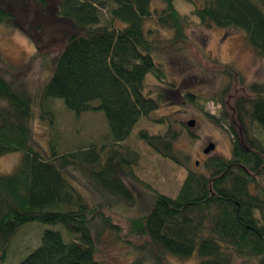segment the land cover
<instances>
[{
    "label": "trees",
    "instance_id": "obj_1",
    "mask_svg": "<svg viewBox=\"0 0 264 264\" xmlns=\"http://www.w3.org/2000/svg\"><path fill=\"white\" fill-rule=\"evenodd\" d=\"M16 2L0 0V25L16 23L40 49L61 42L53 34L49 42L38 41L36 34L48 19H67L75 32L56 56L38 101L16 89L0 68V156L22 152L14 172H0V264L9 258L19 231L30 223L59 226L67 236L46 229L40 245L19 264H106L98 259L97 238L107 230L129 244H137L131 239L142 240L160 257L169 254L185 260L196 255L200 264H235L238 259L264 264V147L251 133V123L264 129V84L247 83L233 64L209 61L211 70L228 80L208 98L221 105L220 113L205 115L232 136L231 156L211 155L201 164L203 170L188 168L176 197L146 184L152 191L150 208L123 228L104 206L88 203L69 174L76 172L106 196L129 204L132 192L127 180L141 182L133 169L138 153L121 143L142 117L164 124L165 129L159 133L141 129V140L178 165L189 162L177 146L181 139V130L173 127L177 120L152 117L169 95L146 81L152 73L170 87V94L177 91L176 82L167 81L161 57L186 47L188 19L175 0H162L157 24L174 35L152 39L146 29L153 17L152 0ZM108 4L112 24L100 25V10ZM193 14L206 29L242 32L247 44L264 58V11L255 0H204ZM186 96L191 103L201 97L191 91ZM57 98L79 116L104 112L112 142L65 153H58L54 144L49 157L33 148L30 122L35 106L53 124L51 101Z\"/></svg>",
    "mask_w": 264,
    "mask_h": 264
},
{
    "label": "rangeland",
    "instance_id": "obj_2",
    "mask_svg": "<svg viewBox=\"0 0 264 264\" xmlns=\"http://www.w3.org/2000/svg\"><path fill=\"white\" fill-rule=\"evenodd\" d=\"M13 1L17 3L18 0ZM255 1L264 11V0ZM175 3L178 11L188 19V43L184 49L169 51V54H164L161 58L168 76L167 81L173 79L177 84V91L170 94V87L160 83L152 73L147 75L146 81L154 90L161 86L160 91L169 95L170 100L153 113L152 117H170L172 122L177 120L173 123V127L181 130V139L177 146L189 156V162L185 166L178 165L160 156L141 140L138 137L141 129H147L150 133H159L165 129L164 124L142 117L129 137L121 143L124 148L138 153L137 164L133 169L141 182L132 183L127 180L132 192L129 204L125 199L115 201L106 196L78 173L71 171L69 174L73 186L87 202L104 206L123 228L129 219L144 214L150 208L152 191L146 184L159 193L176 197L188 168L203 170L201 164L211 155L231 156L232 136L205 115L206 111L216 115L220 113L221 105L208 98L217 95L228 80L211 70L209 61L233 64L243 73L247 83L264 84V58L247 44L242 32L221 27L206 29L201 26L193 11L195 6H203L204 0H175ZM110 7L108 4V8L100 10V25L112 24ZM163 7L162 0H152L153 17L146 24L152 39L170 38L174 35V31L163 29L157 24L158 14ZM48 14L51 15L50 12ZM16 16L19 17V14ZM48 20L42 31L36 34L38 41L49 42L51 40L48 39L53 34L56 39L61 38V42L55 41L53 45L42 49L16 23L9 21L0 25V57L3 60L0 61L1 72L16 89L31 94L36 101L53 74L55 58L62 51L66 38L75 32L71 21L67 19L53 17ZM186 91L201 96L199 102L191 103L187 99ZM51 105L55 112L52 125L49 119L41 117L37 105L30 122L32 147L44 156L49 157L52 154L54 144L58 153H65L112 142L104 112L88 111L79 116L66 108L64 101L59 98L52 100ZM192 119L195 120V125L189 127L187 122ZM251 133L264 147V129L251 123ZM191 134L194 135L193 138L190 137ZM210 143H215L216 148L206 154L204 150ZM21 156L22 152L0 156V172H14ZM28 225L13 240L10 256L3 264H19L40 245L46 229L60 230L67 236L59 226L37 223ZM131 240L137 244L124 242L115 231H105L97 238L98 259L106 264H200L196 255L185 260L169 254L160 257L149 246L143 245L142 240ZM235 264L254 263L238 259Z\"/></svg>",
    "mask_w": 264,
    "mask_h": 264
},
{
    "label": "water",
    "instance_id": "obj_3",
    "mask_svg": "<svg viewBox=\"0 0 264 264\" xmlns=\"http://www.w3.org/2000/svg\"><path fill=\"white\" fill-rule=\"evenodd\" d=\"M187 125L189 126V127H193L194 125H195V120H189L188 122H187ZM215 148H216V145H215V143H210L209 145H208V147L204 150V152L206 153V154H208V153H210L211 151H213V150H215ZM197 165H198V162L196 163Z\"/></svg>",
    "mask_w": 264,
    "mask_h": 264
}]
</instances>
